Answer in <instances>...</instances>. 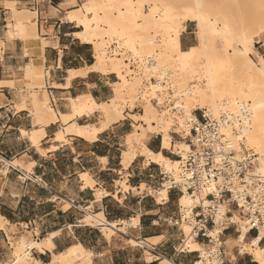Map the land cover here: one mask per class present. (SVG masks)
<instances>
[{"label": "crops", "instance_id": "obj_1", "mask_svg": "<svg viewBox=\"0 0 264 264\" xmlns=\"http://www.w3.org/2000/svg\"><path fill=\"white\" fill-rule=\"evenodd\" d=\"M79 2L81 0H0V82L3 83L0 86V152L11 162L21 161L25 167H17L6 178H0V216L7 221V225L0 228V261H9L6 253L9 238L18 233L40 241L51 233H57L52 251L41 254L34 250L32 256L35 261L48 264L54 254L80 243L91 251L93 264H162L165 259L177 264H193L196 258L194 253L173 256L174 242L158 244L157 250L164 256L154 255L145 246L141 248L143 251H137V247L129 245L131 241L137 244L140 238H144V243L162 238L163 231L160 229L164 225H158V220L176 213L170 207L163 206L178 196L168 193L169 200L163 204H158L150 194L137 196L142 184L137 185L144 182V185L156 186L154 180L158 179V173L155 168H144V180L140 178L137 181L141 177V174L137 175V159L127 169L123 168L120 141L126 139L124 124H114L94 142L68 136L64 143L53 141L54 135L64 126L60 122L50 124L44 127L46 136L39 146L44 153L34 147L27 136L22 135V131L32 132L43 128L36 123L31 101L26 99L31 93L28 86L32 83L25 76L26 68L37 60V56L30 54L33 47L25 40L10 38L9 23L12 22L13 13L7 8L9 3H14L18 10L29 9L37 15L32 21H37V35L47 44L43 54L44 87L34 90L40 93V97L46 92L49 105L57 113H71L70 98L91 94L96 100L104 102L110 96L107 90L109 82L92 73L76 77L67 87L68 71H82L94 64L90 65L94 62V48L90 50L80 40L81 43L77 42L74 35L79 30H74L75 26H71L74 23L64 22L62 18L68 9L76 7ZM185 27L180 43L183 50H188L194 46L196 37H193L195 32L191 25ZM258 53L264 59V53ZM22 105L26 109L18 111L17 107ZM89 120L91 117L81 118L78 122L83 121L80 123L82 125L92 124L88 123ZM158 138L155 136V140L146 146L156 153H163L161 140L156 141ZM52 147L55 150H51ZM82 174H89L95 183L93 188L85 186ZM150 174L154 179L150 178ZM125 179L124 187L118 185ZM125 186H128L127 190ZM100 190L106 195L97 199L98 192H102ZM90 213H103L108 222H121L118 225L120 228L115 229L117 236L115 230V235L109 237L103 233L101 226L85 224ZM137 218H140L138 227L136 225L126 228L125 232L121 231L124 222L132 219L133 224ZM50 221H53L54 229L48 231L46 223ZM64 233L71 234L69 241L61 238ZM255 235V232L249 233L247 240L251 243ZM235 236L233 229L222 236L224 260L228 259V264L235 261L228 254L226 242L236 241ZM260 245H264V241ZM230 250L239 264H257L249 254L243 256L240 249H237L238 254L235 249ZM146 252L153 257L152 260H147Z\"/></svg>", "mask_w": 264, "mask_h": 264}, {"label": "bare ground", "instance_id": "obj_2", "mask_svg": "<svg viewBox=\"0 0 264 264\" xmlns=\"http://www.w3.org/2000/svg\"><path fill=\"white\" fill-rule=\"evenodd\" d=\"M178 1L171 3L169 0H165L162 5L164 11L160 18L157 17L155 11L145 12L142 8L136 7L134 0H89L83 4L86 8V14L67 17L68 22L76 23L77 27L81 29L74 36L83 44L92 45L97 53L95 63L87 68L94 73L116 76L118 81L111 85L113 98L108 102H97L91 94L70 98L69 103L72 111L70 114L65 115L57 113L48 105L49 98L46 92H44L42 97H39L38 94H33L31 96L33 114L36 123L42 125L43 128L32 132L22 131V135L27 136L33 146L39 149L41 141L46 136L44 127L60 122L64 127L54 135V142L64 143L68 136H77L89 142H94L100 134L109 130L114 124L130 119L134 131L126 136L125 146L127 149L123 151L121 162L123 168L127 169L135 159L142 157L146 166L155 164L165 168L167 171H177L180 165L179 160H172L162 152L156 153L152 151L146 146L144 140L147 139L149 134L161 136L162 150L171 151L175 155H183L184 152H188V144L184 142L173 144V138L169 133L170 122L158 117L150 105L144 109V113L140 116L131 113L125 114L126 105L135 102L140 83L124 76L121 58H113V60L107 61L102 52L106 39L120 38L125 42L131 53L141 59L144 56L141 55L146 50V44L145 40L143 41L137 37L135 30L137 25L141 26L142 24L140 23H143L146 25L145 27L157 29L162 33L163 54H161V63L165 64L169 60L176 59L181 70V77L178 80L180 85H186L185 83L188 79L198 76L205 80V85L196 87L195 91H187L186 88L179 86L181 90L177 92L173 78L174 99L181 101L186 98V109H189L194 103H198L200 109L206 106L210 107L209 111L214 117H219L221 113L226 111L238 115L237 104H244L249 109L251 118L252 116L253 118L246 121V126L242 128L241 134L248 146L259 154L260 158L257 159V161H260L258 175L264 178V59L257 55L258 60L256 62L251 56L252 47L260 42H257L256 39L260 40L264 35V12L262 11V14V12L259 13L257 10L255 14L259 13V15H253L254 13L251 11L253 13L252 16H249L250 19H248L241 33H238L239 35L236 37L239 46L232 48L233 50H228L227 48L221 49L217 43L219 39H229L227 34L230 33L231 29L226 23H219L218 20L212 21L210 15H206L199 7H194V5L188 6L185 11L180 12L181 4L180 0ZM259 2L264 3L263 0H259ZM183 3L185 4L184 0ZM261 7L263 9L264 6ZM7 8L13 13L12 22L9 23L10 38L16 37L25 40L33 47V52L30 54L37 56V60L27 66L25 74L29 82H34L35 78H39V74L43 69V54L47 44L37 35V21H32L37 15L29 9L18 10L14 3L7 4ZM77 12H80V10L76 9L71 13ZM88 14H92V17H88ZM220 14H223V12H220ZM114 17L116 21L113 19ZM188 22L196 24L199 45L183 50L180 37L185 31L184 25ZM31 38L34 40L31 41ZM114 44L120 45L118 42ZM162 68L171 71L175 69L172 67V70L168 66H163ZM233 68L240 71V78L238 77L239 79L237 80L234 79L235 76L233 77ZM175 70L174 72L178 74L179 71ZM68 74L67 87L73 79L78 76H85L87 72L85 70H70ZM2 85L3 83L0 82V86ZM151 87L154 91L158 90L153 84H151ZM225 99H229L235 108H226L220 113L219 107ZM223 107H227V105L224 104ZM22 109H26V106L17 107L18 111ZM96 114L99 116L97 124L82 125L78 122L81 118H90ZM187 114L192 116L191 110H187ZM223 134L227 137H232L230 127H224ZM51 150H55V147H52ZM40 152L44 153L41 150ZM15 164H19V162H13V166L18 167ZM81 178L85 182L86 187H94L95 183L89 174H82ZM144 187L145 185L142 184L139 189L143 191ZM125 188L127 190L128 186H125ZM183 192L184 194L180 195L179 198L180 206H193L197 202L195 198L185 190ZM102 194L106 195L104 191H102ZM156 200L158 204L168 201V192L160 189L156 193ZM225 213L226 210L223 209L222 214L224 215ZM89 218L96 221L101 226L102 231L109 237L112 236L114 230L120 224L119 222H108L103 213L91 214ZM89 218L87 217L85 221L91 225ZM238 219V216H236L234 222L238 225L237 233L239 235L236 238V242L241 249L240 253H247L253 258L255 263L264 264V246L260 245L261 240L264 239V229L259 237H255L251 243L247 244L249 228L246 226L245 221H241V219L238 221ZM239 222H241L240 225ZM6 223L7 221L0 216V228H3ZM139 224L140 218H138L137 227ZM182 233L185 237L182 248L188 253L199 252L201 254V260L198 259L193 264H219L216 260L208 259L206 253L201 250V245L193 240L190 226L184 225ZM56 236L57 233H51L35 243H28L25 239L21 240L15 247V260L12 264H32V262L41 264L32 258L33 251L35 250L41 254L52 251L54 248L53 241ZM156 239H161V237L148 241ZM133 242L135 243V241ZM228 242L226 244H229ZM137 243L143 244L144 242L137 240ZM234 260L235 257H232L233 262ZM48 264H93L92 253L78 243L62 253L54 254ZM162 264L177 263L165 259Z\"/></svg>", "mask_w": 264, "mask_h": 264}, {"label": "built area", "instance_id": "obj_3", "mask_svg": "<svg viewBox=\"0 0 264 264\" xmlns=\"http://www.w3.org/2000/svg\"><path fill=\"white\" fill-rule=\"evenodd\" d=\"M106 56L124 58V63L129 66L127 76L143 79V84L148 89L144 93V100H148L155 109L169 112L172 116L184 115V105L180 100L174 99L173 71L160 67L157 51L139 59L118 44H113L106 48ZM93 61L95 62L94 50ZM151 84L158 88L155 93L150 89ZM144 100L142 101L145 102ZM237 110L238 115L226 111L219 117H214L209 109L193 110L192 116L185 119L188 133L172 132V135L178 136L189 147L188 152L176 155L180 162L178 170L167 171L156 165L158 191L164 189L176 194L179 199L185 190L197 201L191 207L178 204L176 214L164 216L157 224L180 232L184 225L190 226L193 240L206 248L204 252L208 259L216 260L219 264H224L225 257L222 236L231 229L239 235L238 225L234 222L236 214L245 221L249 233L255 232V237H259L264 229V178L254 170L256 154L246 148L241 134L251 113L244 104H237ZM224 127L233 128V137L223 134ZM234 137H242L239 145L232 139ZM16 169L13 162L0 152V178H6ZM145 170H151V167L148 166ZM150 178L154 179L153 174H150ZM223 209L226 210L224 215ZM129 223L133 227L132 219ZM181 235L183 239L173 247V256L193 254L182 248L185 237ZM157 246L158 244H148L145 247L154 255L164 256L159 253ZM196 254L201 260V254Z\"/></svg>", "mask_w": 264, "mask_h": 264}, {"label": "rangeland", "instance_id": "obj_4", "mask_svg": "<svg viewBox=\"0 0 264 264\" xmlns=\"http://www.w3.org/2000/svg\"><path fill=\"white\" fill-rule=\"evenodd\" d=\"M87 1H89V0H81V2H79V4L76 7L68 9L62 15L63 21L64 22H68L67 17H70L71 15H73V16H76V15L83 16L84 13L86 14V8H85V6H83V4L85 2H87ZM164 1L165 0H149V1L148 0H134V5L136 7L142 8L145 12H154L155 11L157 17L160 18L162 13H163V11H164V8L162 7V5L165 3ZM169 2L176 3V2H179V1L178 0H169ZM184 2H185V4L183 3V0H180V4H181L180 12L185 11L186 7L194 5V7H199L206 15H210V18H211L212 21L218 20L219 23H223L224 22V23H226L228 25V27L231 30L233 29V31L230 30V33L227 34L229 36V39L226 37L227 40L226 39H223V40L219 39V41H217V43H218V45L220 46L221 49L227 48L228 50H233L234 48L239 46L238 43H237L238 40H237L236 37L239 35L238 33H241L242 28L245 26V24L247 23L248 19H250L252 14L254 13L253 15H256V14L259 15L260 12H262V11L264 12V7H263V9L261 7V6H264V3L262 4L261 2H259V0H197V1L196 0H184ZM257 6H260V7H257ZM73 9H79L80 12L71 13ZM257 10H258L259 13L255 14V12H257ZM68 12H70V13H68ZM220 12L221 13L223 12L224 15L220 14ZM250 12H251V14H250ZM263 12H262V14H263ZM247 13H248V15H247ZM213 15H215V16H213ZM87 16L88 17H92V14H88ZM215 17H216V19H215ZM113 19L116 21L115 17ZM140 24H142V25L141 26L137 25V29L135 30V33H136L137 37L141 38L143 41L145 40L144 42L146 44V48H145L146 50L142 53L141 56L152 54V53H155L157 51V58H158V62H159V65H160L161 68L163 66H168L169 68L171 67L172 70H173V68L177 69L179 71L178 74H177V72L176 73L174 72V71H176L175 69L173 70V72H174V86H175V89H176L177 92H179V90H181V89H179V86L181 88H186L187 91H189V90L195 91L196 87H202V86L205 85V83H206L205 80L203 78H200L199 76L198 77H194L192 79H188L187 82L185 83L186 85H180L178 83V80L181 77V70H180V67H179L176 59L169 60L165 64L161 63V57H162L161 54H163L162 53L163 52L162 51L163 50V35H162V33L159 32L157 29L145 27L146 25L143 24V23H140ZM187 24L191 25V27L194 29L195 35H193V37H196V41L194 42V46H198L199 45V39H198V36L196 34L197 33L196 24L192 23V22H188L184 26H186ZM76 25L77 24L74 23L71 26H75L74 30H76V31L79 30L80 31L81 29L79 27L77 28ZM220 27H222V26L220 25ZM184 29H186V27H184ZM231 32H233V33H231ZM235 33H236V35H235ZM32 40H34V39L31 38V41ZM256 40H257V42L258 41H260V42H258V44H255V46L252 47L251 56L257 62V60H258L257 59V55H259L258 51H260V53H262V54L264 53V35L262 36V38L260 40L259 39H256ZM149 41H151L152 43L149 44ZM222 41H224V42H222ZM77 42L81 43L79 40H77ZM115 42H118L120 44L119 46L121 48H124L126 50V52L130 51L126 47L125 42L123 40H121L120 38L106 39L105 40V45L103 47L102 52H103L104 57H105V59L107 61H111V60H113V58H109L108 56H106L105 48L108 47V46L113 45ZM87 47L90 50L94 48L92 45H87ZM94 52H95V50H94ZM96 56H97V53L95 52V57ZM114 59H116V58H114ZM117 59H119V58H117ZM120 60L123 62L122 72H123V74L125 73L124 76L127 79H130V80H137L140 83V86H139V89H138V92H137V95H136V98H135V102L133 104L129 103L128 105H126L125 114L131 113V114L140 116V115H142L144 113V109L148 105H150V107H152L154 109V111L156 112L158 117L164 118L165 120L170 122L169 133H170V135L172 137L174 136V135H172V132L185 131L186 133H188V129L185 126V119L187 117H190V115L187 114V110H191V112H193V110H195L197 108H200L199 104L198 103H194L193 105H191L189 107V109H186L187 101H186V98H183L181 100L182 104L184 105V115L183 116H172L171 114H169V112H160V111H158L157 109L154 108V106H152V104L148 100H144V93L148 89L145 88V86L143 84V79L140 78V77H134V78L128 77L127 74H129V72H128L129 66H127L124 63V58H121ZM93 63H95V62H93ZM84 69H85V72H87V73H92V74L96 75L97 77L103 78L104 82H109L110 85L107 86V90L110 92V96L104 102H108L109 100H111L113 98V91H112V86L111 85L114 82L118 81L116 76L115 75H102V74H99V73L91 72L88 68H84ZM232 70H233V77L235 76L234 79H236V80L239 79L240 78V76H239L240 75V71H238V69H235V68H233ZM44 73H45L44 69H42L41 73L39 74V78H35L34 82H32L28 86L29 87V91L31 93H29L27 95V97H26L27 100L31 101L32 100L31 96L33 94H38V96L40 97V93H35L36 90H34V89L37 87V88H39V90H42V88L44 87V83L41 80V79L44 78ZM176 74H177V76H176ZM150 89L152 90V93L156 91V90L154 91L152 87ZM142 100H144L145 102H143ZM97 102H103V101L97 100ZM31 104H32V101H31ZM224 104H226L227 107H223ZM48 105H49V102H48ZM230 107L231 108L232 107L235 108L234 104L229 99L223 100L222 103H221V106L219 107L220 108V113L223 110H225L226 108H230ZM202 109H210V107L206 106V107H204ZM252 118H253V116H252ZM98 122H99V116H98V114H96V115L91 117V120H89L88 123L97 124ZM250 122H251V120H250ZM80 123H84V122L80 121ZM119 124H122V125L124 124L125 125L124 128H125V130L127 132L126 136L134 131L132 126H130V124H132V121H126L125 120V121L118 122L116 125H119ZM230 129H231V131L233 130L232 127H230ZM233 139L236 141L237 145H239L240 143L238 141H241L242 137H240V138L234 137ZM125 140L126 139L123 138L120 141V144H121L120 149L122 151L127 149V147L125 146ZM152 140H155V135L149 134L147 136V139L144 140V143L147 145L149 142H152ZM160 140H161V137L159 136L158 140H156V141H160ZM173 141H174L175 144L182 143V141L180 139H178L176 136H174ZM243 144L246 146L247 149L252 150L256 154V159L260 158L259 154L256 153V151L254 149L250 148L246 141H243ZM163 154L166 157L169 156V158L172 159V160H179L178 157L171 151H163ZM18 162H19V164H15V165H17L18 168L25 169L24 164L21 161H18ZM143 162H144V158L139 157L137 159V175L141 174V177H138L137 181L140 178H142L144 180V177H142V176L146 175V172H144L143 169L148 167V166H146L144 164L142 165ZM150 167L158 169V166L156 167V165H154V164L150 165ZM259 167H260V161L256 160V163H255V166H254V170L257 172V174H259L258 173V168ZM26 170L30 171L29 168H26ZM154 181H156V184H155L156 186H153L152 184H145V187H144L143 191L137 190V196L138 195L145 196V195L150 194L151 196H154V198L156 200V193H157V191L159 189V182H158V179H156ZM125 184H126V179H125V181L122 184L119 183L118 185H121L122 187H124ZM141 184H144V182H141L140 184H138L137 187H139ZM150 186H151V188H150ZM100 191H102V190H100ZM139 191H141L142 194H138ZM134 192H136V191H134ZM102 196H103L102 192H98V194L96 195L97 199L99 197H102ZM177 199L178 198L176 197L174 200H172L171 203H169L168 205L163 206V207L164 208L170 207L171 209L174 210V212H177L178 211V204H179V199L178 200ZM67 208H68V206L65 207V209H67ZM91 214L94 215L95 213H90L87 217L89 218ZM174 214H176V213H174ZM236 215L238 216V214H236ZM238 218H239V216H238ZM89 219L91 220V226H93V227L99 226V224L96 221L92 220L91 218H89ZM239 219H238V221H240ZM137 221H138V218H137V220H133V226L137 225ZM241 221H242V219H241ZM84 223L87 224L86 221H84ZM240 223L241 222H239V225H240ZM46 225H47L48 231L54 229L53 221H50V222L46 223ZM122 226L124 227V229H122L121 231L125 232L126 228L130 227V223L129 222H124ZM117 228H120V227H117ZM160 230L163 231L161 233V235H163L161 239L147 241L146 243H143V244H138V243L136 244V243L131 241L129 243V245H131L133 247H137V251H139V250L143 251L138 246H146L148 244H159L160 242H166V241L174 242L175 245L177 246V245L180 244L181 239H183V236L181 235L183 233L178 231L177 229L170 228V227H167V226H162ZM115 232H116V230H115ZM103 233H105V232H103ZM113 235H115V234H113ZM115 236H117V232H116ZM137 237L140 238V236L138 234H137ZM235 237L237 238V235ZM38 238L42 239V237L39 236V235H38ZM61 238H63L64 240L69 241L70 238H71V234L64 233ZM23 239L27 240L28 243H35V242H39L40 241V240L33 239L31 237L28 238V237H26L25 235H23L21 233H18V235L14 236V237H10L9 238V245H7V249H6V253H7V256H8L7 258L9 259V261H7L6 263L3 262V261H0L1 264H12L13 263V261L15 260V252H16L15 247ZM143 239L144 238H140V240H138V241H143ZM246 243L249 244L250 240H246ZM262 246H264V245H262ZM226 247H227V250H228V254L231 257H234V253L230 250V248H233V250L235 249L236 250V254H238L237 249H240V247L238 246V244L235 241V239H234V241L229 242V244H226ZM201 250L204 252L206 250V248L204 246H201ZM34 253H35V251H33V254ZM241 254L243 256H247V253H241ZM146 256H147V258H149L147 260H152L153 259V257L148 252H146ZM193 256H196V258L194 259V262H196L198 260V258H197L198 254L194 253ZM32 258H33V256H32ZM250 258L252 259V257H250ZM92 260H93V256H92ZM224 261H225V264H228L227 263L228 259H225ZM234 261H235L234 264H239L237 262V259H235ZM32 264H35V262H32Z\"/></svg>", "mask_w": 264, "mask_h": 264}, {"label": "trees", "instance_id": "obj_5", "mask_svg": "<svg viewBox=\"0 0 264 264\" xmlns=\"http://www.w3.org/2000/svg\"><path fill=\"white\" fill-rule=\"evenodd\" d=\"M92 64H93V62L90 63V65H92ZM168 157H169V156H168Z\"/></svg>", "mask_w": 264, "mask_h": 264}]
</instances>
